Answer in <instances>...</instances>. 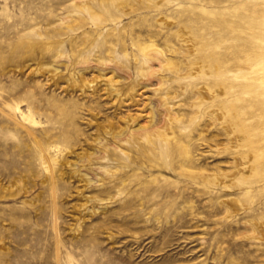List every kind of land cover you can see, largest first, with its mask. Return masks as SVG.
I'll return each mask as SVG.
<instances>
[{"label": "rangeland", "instance_id": "374dc122", "mask_svg": "<svg viewBox=\"0 0 264 264\" xmlns=\"http://www.w3.org/2000/svg\"><path fill=\"white\" fill-rule=\"evenodd\" d=\"M0 264H264V0H0Z\"/></svg>", "mask_w": 264, "mask_h": 264}, {"label": "bare ground", "instance_id": "6f19581e", "mask_svg": "<svg viewBox=\"0 0 264 264\" xmlns=\"http://www.w3.org/2000/svg\"><path fill=\"white\" fill-rule=\"evenodd\" d=\"M166 135V134H165ZM255 226V225H254ZM258 228V227H257Z\"/></svg>", "mask_w": 264, "mask_h": 264}]
</instances>
